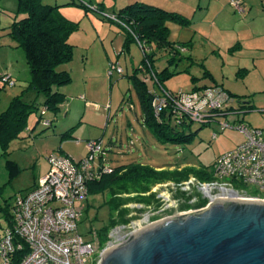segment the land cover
<instances>
[{"label":"rangeland","instance_id":"rangeland-1","mask_svg":"<svg viewBox=\"0 0 264 264\" xmlns=\"http://www.w3.org/2000/svg\"><path fill=\"white\" fill-rule=\"evenodd\" d=\"M130 1L133 0H41L44 5H60L59 10L65 15L62 14L63 18L75 24L67 38L73 47L72 58L58 68L70 73L71 82L60 88L66 91L65 104L55 116L48 114L45 117L53 118L50 128L45 129L42 120L36 123L39 114L31 113L26 118L20 138L11 141L5 149L0 148V230L7 225L6 217L14 199L31 186L32 177L48 157L63 148V143L60 145L62 140H82L85 135L90 140H99L104 148L101 158L105 167L110 169L143 164L153 169L162 166L164 170L172 171L207 169L217 158L243 141L236 130L219 132L218 124L221 122L237 125L241 119L242 123L262 131L264 136V59L257 58V51H254L257 44L264 47V27L261 29L259 26L264 22V10L260 1L252 0L251 7L245 6L243 15L233 13L227 6V10L220 12L209 9L204 16L206 11L200 9L197 0H146L159 2L169 10H180L192 18L193 29L167 23V40L177 49L180 61L168 63L171 55L164 50L155 54L153 67L157 73L165 68L168 73H175L164 82V89L173 93L202 95L217 86L233 95V108H238L237 102L246 101L253 106V110L246 113L242 108V114L238 116L218 117L217 121L205 127L191 123L176 128L179 136H188L187 141L163 143L141 123L138 98L128 79L140 65L142 52L134 40L127 41L119 26L106 19V14H113L120 5L130 4ZM96 3H102L101 12L92 10L98 5ZM17 8L18 0H0V60L4 64L12 60L18 72L16 81L12 80L14 86L0 83V113L13 97L27 88L30 79L23 51L15 48L7 35L12 22L22 17ZM252 63L256 68H252ZM111 65L122 72L113 70L109 75ZM150 89L159 91L157 85L150 86ZM68 133L71 138L63 137ZM66 148L72 149L77 158L82 159L86 155L82 144L75 146L70 143ZM97 163L98 158L95 157L94 164ZM174 183H154L144 194L117 196L121 205L112 213V218L118 223L109 232L115 227L139 222L142 214H149V222H156L167 215L187 211L178 207L156 214L161 205L157 199L161 188ZM243 189L248 195H257L252 189ZM104 197L106 194L89 196L81 204L86 211L82 213L78 230L84 238L91 237L90 231L108 223ZM140 199L143 202H138ZM199 207H204V204ZM121 210L126 211L123 217L127 220L125 224L119 223Z\"/></svg>","mask_w":264,"mask_h":264},{"label":"built area","instance_id":"built-area-1","mask_svg":"<svg viewBox=\"0 0 264 264\" xmlns=\"http://www.w3.org/2000/svg\"><path fill=\"white\" fill-rule=\"evenodd\" d=\"M230 4L240 11L239 0H231ZM113 70L122 72L111 65L109 75ZM0 83L13 85L5 75H1ZM232 102L227 92L214 86L202 95L161 92L154 99L153 110L158 117L168 107L173 123L204 127L218 117L241 115V107L233 108ZM46 112L41 108L39 115L42 125L50 127L44 118ZM239 121L237 125L228 121L218 124L219 132L236 130L243 141L209 167L210 180L201 181L190 175L184 181L163 186L157 197L161 205L156 214L178 207L188 210L176 214L200 210L217 199L264 201V136L262 131ZM85 148V157L78 161L58 155L48 157L47 173L32 190L14 199L7 225L0 230V264H97L103 251L153 223L149 222V214H142L139 222L113 228L103 246L98 244L94 231H90L89 238L79 233L81 204L88 197V184L111 172L104 164H94L95 157L102 153L99 140L86 141ZM243 188L252 189L257 195H248ZM202 204L204 207H199Z\"/></svg>","mask_w":264,"mask_h":264},{"label":"trees","instance_id":"trees-1","mask_svg":"<svg viewBox=\"0 0 264 264\" xmlns=\"http://www.w3.org/2000/svg\"><path fill=\"white\" fill-rule=\"evenodd\" d=\"M59 8L58 5H44L41 0H18L17 10L22 17L12 22L8 27L7 35L15 46L23 51L30 79L21 95L13 97L8 107L0 113V148L2 149H5L11 141L19 138L29 114L38 113L41 108H44L55 116L59 107L65 102L64 95L58 89L68 85L71 77L68 71L58 70V68L72 58L73 47L68 44L67 38L75 24L64 19L59 13ZM101 9L102 4L94 7V10L98 12H101ZM106 15L109 16V18L106 16L108 21L116 24L125 32L127 41L134 40L141 46L140 65L128 76L138 98L141 123L161 143L187 141L188 136H179L180 133L175 130L186 124L173 123L168 107L163 109L158 117L154 114L153 102L156 96H160L161 92L176 93L164 89V82L175 73H168L166 68L157 73L153 65L155 54L161 50L171 55L168 63L180 61L176 55L177 49L167 40V23L189 27L190 20L179 13L141 2L124 5L113 14ZM110 16L114 17L117 22L113 21ZM127 41H125V46ZM204 74L210 76L208 72ZM149 85L151 88L157 85L159 91H153ZM195 89L196 86H194ZM27 93H33L35 99L27 101L25 99ZM227 94L230 98L233 96L229 92ZM38 99H41L40 103L36 102ZM237 105L243 108L245 113L253 109L250 101L237 102ZM38 118L41 120L40 115ZM49 122L51 127L52 121ZM50 127H45V129ZM63 137H70V135L69 133L64 134ZM103 151L104 148H102ZM98 163L104 164L101 155L98 157ZM208 169L209 167L207 169L183 168L169 171L156 170L142 164H129L110 169L109 174L101 175L100 179L89 183L88 197L106 194L103 202L108 208V223L94 231L98 244L103 246L107 241L109 230L118 223L112 218V213L121 205L117 196L132 193L144 194L148 192L150 184L177 183L186 180L190 175L198 180L208 181L211 178L207 172ZM142 200L138 202H143ZM125 212L120 211L119 223L121 224L127 222L123 219ZM9 216L8 213L7 220Z\"/></svg>","mask_w":264,"mask_h":264},{"label":"water","instance_id":"water-1","mask_svg":"<svg viewBox=\"0 0 264 264\" xmlns=\"http://www.w3.org/2000/svg\"><path fill=\"white\" fill-rule=\"evenodd\" d=\"M97 264H264V201L217 199L134 231Z\"/></svg>","mask_w":264,"mask_h":264},{"label":"crops","instance_id":"crops-1","mask_svg":"<svg viewBox=\"0 0 264 264\" xmlns=\"http://www.w3.org/2000/svg\"><path fill=\"white\" fill-rule=\"evenodd\" d=\"M198 1V6L200 7V9L202 8V9H205V13H203V15L204 16H206L207 15V13H208V10L209 9H213V10H219V12L220 11H222V10H227V6L230 8H232V10H233V13H237V14H240V15H243L244 13H245V6L246 7H251V5H252V3H253V1L252 0H239V6H240V11H236L232 6H231V4H230V1L231 0H197ZM260 1V3L263 5V10H264V0H259ZM134 2H141V3H145V4H149V5H152V6H156V7H159V8H162V9H165V10H168V11H171V12H176V13H179V14H181V15H183L184 17H186V18H188L189 20H190V26L188 27V28H192L193 29V23H192V18L191 17H187L184 13H182V11H180V10H169L167 7H164V6H162L159 2H150V1H146V0H133L132 2L130 1L129 3L131 4V3H134ZM126 3H128V2H125V4H122V5H127ZM96 4H98V3H96ZM99 4H102V3H99ZM98 4V5H99ZM182 4H186V3H182ZM60 6V5H59ZM192 6V5H191ZM190 6V8H192ZM61 7V6H60ZM122 6L120 5L119 6V8L117 9V11L121 8ZM184 7H187L186 5L184 6ZM194 7V6H193ZM116 12V11H115ZM59 13L62 15L63 13H61L60 12V10H59ZM64 15V14H63ZM62 15V16H63ZM65 16V15H64ZM259 26H261V29L264 27V22H262V23H260L259 24ZM261 32V36L263 35L262 33H263V31L261 30L260 31ZM8 33V32H7ZM258 38H260V36L258 35L257 36ZM261 39V38H260ZM259 41V40H258ZM237 47H240L239 45H237ZM15 48H17L16 46H15ZM236 48V47H235ZM254 51H257L256 52V57L257 58H259V59H264V47L263 48H261V46H259V44H257V46H256V49H254ZM24 54V53H23ZM25 58V57H24ZM12 60H8L7 62H6V64H4L3 62H2V60H0V76L1 75H5L6 77H8V79L10 80V81H12V80H15L16 79V77H17V75H18V72L16 71V69H15V67L13 66V64H12V62H11ZM26 62V61H25ZM6 65V66H5ZM26 66H27V64H26ZM244 67H246V66H244ZM252 68H256V65L254 64V63H252ZM27 69H28V67H27ZM29 72V71H28ZM5 73V74H4ZM16 81V80H15ZM13 83H15L14 81H12ZM12 86H14V84L12 85ZM26 89V88H25ZM58 91L61 93V94H63L64 95V98H65V94L64 93H66V91H61V89L59 88L58 89ZM22 93V92H21ZM231 94V93H230ZM21 95V94H20ZM19 96V95H18ZM26 97H25V99L27 100V101H32V100H34L35 99V95L33 94V93H27L26 95H25ZM81 99H83L82 97H80ZM36 102H38V103H40L41 102V99H38ZM64 104H65V102H64ZM64 104H62V105H64ZM61 105V106H62ZM61 106L59 107V110H60V108H61ZM253 110V109H252ZM38 114H39V112H38ZM48 114H50V113H48V112H46V114H45V116H44V118L45 117H47V115ZM49 121H52L53 122V118H50V119H48ZM37 121H39V118L36 120V123H38ZM66 130L64 129V132H65ZM19 138H20V136H19ZM67 138H69V137H67ZM71 138V137H70ZM86 141H90V138L87 136V135H85V136H83L82 137V140H79V139H75V138H71V140L70 141H68V140H62L61 142H60V145L63 143V148L62 149H58L57 150V152L55 153V155H58V156H61V157H64V158H69V159H72V160H74V161H78V160H81L80 158H77L76 156H75V154H74V151L72 150V149H68V148H66V146L68 145V144H70V143H73L75 146H79L80 144H82L83 145V148H84V151L86 150L85 149V142ZM101 160H102V158H101ZM143 165V164H142ZM163 168L164 167H162V166H158L157 168H154V169H156V170H163ZM48 169H49V164H48V162H46V163H44V165L41 167V168H39V171L36 173V174H34V176L32 177V184H31V186L25 191V192H23L22 194H24V193H26V192H28V191H30V190H32L36 185H37V182H38V180L42 177V176H44L46 173H47V171H48Z\"/></svg>","mask_w":264,"mask_h":264}]
</instances>
